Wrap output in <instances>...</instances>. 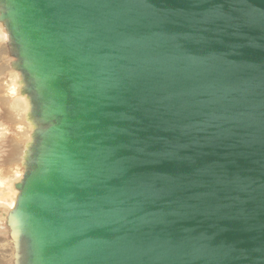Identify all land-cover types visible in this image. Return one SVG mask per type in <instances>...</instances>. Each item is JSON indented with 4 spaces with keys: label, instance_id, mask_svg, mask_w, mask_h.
<instances>
[{
    "label": "water",
    "instance_id": "water-1",
    "mask_svg": "<svg viewBox=\"0 0 264 264\" xmlns=\"http://www.w3.org/2000/svg\"><path fill=\"white\" fill-rule=\"evenodd\" d=\"M34 125L11 264H264V0H0Z\"/></svg>",
    "mask_w": 264,
    "mask_h": 264
},
{
    "label": "bare ground",
    "instance_id": "bare-ground-1",
    "mask_svg": "<svg viewBox=\"0 0 264 264\" xmlns=\"http://www.w3.org/2000/svg\"><path fill=\"white\" fill-rule=\"evenodd\" d=\"M9 36L2 22H0V106L4 111V114L9 117L14 125L15 132L12 138V148L6 157V161L12 164H19L23 161L25 155V149L28 148V138L33 133L34 125L26 117L28 114L30 100L26 99L24 94L18 95L22 92V76L20 71L13 68L12 63L15 60L14 57L8 53V41ZM6 47V49H5ZM10 74L8 75L7 71ZM5 85V89L4 86ZM8 87L10 91H8ZM7 90V91H6ZM7 92V93H6ZM18 95V96H15ZM14 97V99H13ZM22 158L18 156L20 154ZM5 171L12 173L5 165H3ZM10 171V172H9ZM16 177L0 185V235L9 234V227L4 224L3 214L6 211L12 209L17 201L18 189L16 187L17 181L20 180L21 173H15ZM3 211V212H2Z\"/></svg>",
    "mask_w": 264,
    "mask_h": 264
},
{
    "label": "rangeland",
    "instance_id": "rangeland-1",
    "mask_svg": "<svg viewBox=\"0 0 264 264\" xmlns=\"http://www.w3.org/2000/svg\"><path fill=\"white\" fill-rule=\"evenodd\" d=\"M4 42L7 43L8 41H4ZM5 49H6V47H5ZM7 73H8V75L10 74L9 70L7 71ZM3 87L5 89V85ZM9 88L10 87H8V91H10ZM22 94H24L26 99H29V97L23 92H21L18 95H22ZM18 95H15V96H18ZM13 99H14V97H13ZM30 111H31V107H30V103H29L28 114L26 115V117L29 120H30V118H29ZM15 129L16 128H14V125H12L11 120L9 119L8 116H6L4 114V111L0 106V185L9 182L12 179V177H16L15 173H21L20 180L17 181V183H16V184H18L21 181V179L24 175V172H25L26 166H25L24 158H23V161L20 162L19 164H12L11 162L6 161V157L8 156V154L12 148V145H13L11 143L12 142L11 137L13 136ZM31 138H32V135H30V138H28L27 143H30ZM27 145H29V144H27ZM24 149H25V151L27 150V148H24ZM18 157L22 158V155L20 154ZM3 165H5L12 173L6 172L5 168H3ZM10 210L11 209L6 211V214H3V216H2V217H4V219H3L4 224H7V225H8L7 216H8V213ZM9 236H10V232H9V234L3 235V236L0 235V264H11L13 250H12V246H11Z\"/></svg>",
    "mask_w": 264,
    "mask_h": 264
}]
</instances>
